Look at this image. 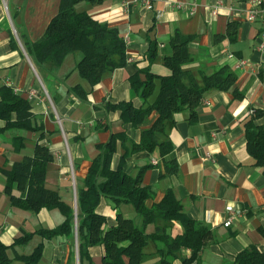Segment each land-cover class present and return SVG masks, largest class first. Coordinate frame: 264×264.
I'll list each match as a JSON object with an SVG mask.
<instances>
[{
  "label": "crops",
  "instance_id": "crops-1",
  "mask_svg": "<svg viewBox=\"0 0 264 264\" xmlns=\"http://www.w3.org/2000/svg\"><path fill=\"white\" fill-rule=\"evenodd\" d=\"M60 2L0 0V101L4 86L26 98L36 128L3 129L7 122L0 118L1 240L10 245L25 233L53 228L65 219L58 208H43L36 213L12 205L5 192V170L33 156L37 143L47 145L53 160L47 166L46 187L58 191L77 212L78 188L99 155L100 144L108 142L112 133L125 132L127 139L117 141L112 168L122 166L132 176L142 171V183L153 187L155 201L172 189L185 212L211 228L208 244L199 259L190 264H231L251 245L264 251V168L254 164L245 135V121L255 110L263 111L256 123L264 126V1L255 20L248 19L251 0H151L153 8L134 0L79 2L77 11L88 12L117 28L126 42L127 63L107 73L97 85L81 76L76 53L69 54L50 72L41 70L28 53L27 45L43 37ZM231 23L236 31L234 40L229 31ZM176 32L194 36L189 44L192 60L185 68L211 73L229 66L237 76L235 87L242 96L235 97L233 90L209 91L197 109L196 120L190 119L188 110L175 114V123L163 136L173 144L170 154L163 157L159 148L152 153L132 152L134 143L142 139L143 129L150 127L157 114L134 126L123 123L121 111L109 110L107 105L121 101H132L137 107L143 104L130 77L149 65L156 73L168 74L164 57L172 52L170 41ZM151 42L158 50L152 63L148 59ZM240 61L244 63L239 67ZM76 85L84 87L86 99L72 91ZM16 137L24 138L20 150L15 149ZM229 207L244 213L226 225ZM97 211L107 217L108 227L117 225L120 213L137 217L131 204L116 206L107 197H102ZM154 228L150 225L148 231ZM179 231L177 223L172 232L176 235ZM33 241L37 242L34 248L45 243L43 258L37 264H66L74 237L46 240L35 234L28 243L8 250L10 264H23L16 255L30 254L34 248L29 253L27 249ZM90 253L95 264H104L102 246H92ZM184 253L188 256L191 251ZM156 260L154 254L147 264ZM173 264L182 261L178 258Z\"/></svg>",
  "mask_w": 264,
  "mask_h": 264
},
{
  "label": "trees",
  "instance_id": "trees-1",
  "mask_svg": "<svg viewBox=\"0 0 264 264\" xmlns=\"http://www.w3.org/2000/svg\"><path fill=\"white\" fill-rule=\"evenodd\" d=\"M81 1L94 0H61L59 11L43 37L28 44L27 50L37 66L48 72L58 68L69 54L76 53L79 56L76 68L81 76L91 85H97L107 73L127 63L126 42L117 28L98 21L88 12L77 11L76 5ZM229 31L234 40V23L230 24ZM193 37L175 33L170 41L172 52L164 57L168 74L156 73L149 65L130 77L131 86L144 100L140 107L132 101L107 105L109 110L121 111L123 123L134 126L144 124L157 114L150 127L143 129L142 139L134 143L132 152L145 150L152 153L159 148L163 157L170 154L173 144L163 136L175 123V114L188 110L190 119L196 120L197 109L209 91L233 90L235 97L242 96L235 87L237 76L229 66L211 73H195L185 68L192 60L189 44ZM157 56V44L151 42L150 63ZM141 74H145V78ZM1 91L0 118L7 122L3 129H36L31 122L30 102L11 87H1ZM72 91L82 99L87 97L82 85L74 86ZM13 114H16L15 119ZM262 114L263 111L255 110L245 121V135L254 164L264 168V126L256 123ZM119 139H127L125 132L112 133L108 142L100 144V153L92 160L82 179L83 184L78 188L77 212L58 191L46 187L47 166L53 160L47 145L37 143L33 156L24 157L5 170V192L12 205L36 213L43 208H58L65 219L53 228L25 233L10 245L0 238V264H10L12 258L8 250L28 243L35 234L46 240L74 237L66 264H77V261L78 264H95L90 248L97 245L104 248V264H147L154 254L157 260L152 264H173L178 258L182 264H190L199 259L211 237L210 226L191 218L172 189L155 201L153 187L142 183V171L132 176L122 166L113 169L111 162ZM23 145L24 138L16 137L15 149L20 150ZM102 197L109 198L116 206L131 204L137 217H125L120 213L117 225L108 227L107 217L97 211ZM177 223L180 231L175 235L172 229ZM150 225L155 227L151 232L148 231ZM44 249L42 241L30 254H18L16 258L23 264H37L43 258ZM187 249L191 251L188 256L184 253ZM231 264H264V251L251 245L240 251Z\"/></svg>",
  "mask_w": 264,
  "mask_h": 264
},
{
  "label": "built area",
  "instance_id": "built-area-1",
  "mask_svg": "<svg viewBox=\"0 0 264 264\" xmlns=\"http://www.w3.org/2000/svg\"><path fill=\"white\" fill-rule=\"evenodd\" d=\"M134 1H141L144 3L148 8H153V5L151 3V0H134ZM264 0H251L252 6L248 10V19L249 20H255L257 18L258 13L260 12V6L263 3ZM180 8H183L184 5L182 3H179L178 5ZM264 46V44H263ZM244 61H240L238 66H242ZM157 163V161L155 160ZM244 211L240 208L235 207H229V218L226 221V225H231L234 221V219L238 218L239 216H242Z\"/></svg>",
  "mask_w": 264,
  "mask_h": 264
},
{
  "label": "rangeland",
  "instance_id": "rangeland-1",
  "mask_svg": "<svg viewBox=\"0 0 264 264\" xmlns=\"http://www.w3.org/2000/svg\"><path fill=\"white\" fill-rule=\"evenodd\" d=\"M47 226H48V224H47ZM36 244H37V242L33 241L32 244H30V246L28 247L27 253L31 252Z\"/></svg>",
  "mask_w": 264,
  "mask_h": 264
}]
</instances>
